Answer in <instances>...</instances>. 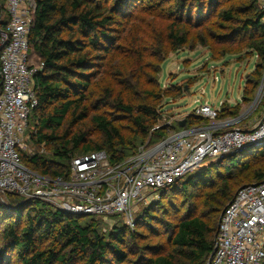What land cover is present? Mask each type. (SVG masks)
Segmentation results:
<instances>
[{"label": "trees", "instance_id": "1", "mask_svg": "<svg viewBox=\"0 0 264 264\" xmlns=\"http://www.w3.org/2000/svg\"><path fill=\"white\" fill-rule=\"evenodd\" d=\"M108 1L37 0L29 34L30 56L32 53L36 54L43 64L34 75L38 105L31 114L37 128L32 133V139L37 144L51 145L53 154L48 158L34 154L29 158L32 165L25 162L22 152L21 156L27 167L40 174L52 178H68L71 160L92 151H105L112 164L122 162L135 154L141 145L146 144L148 135L156 125L159 116L156 109L158 103L155 100L163 97L161 93L156 95L149 90L146 98L141 97L145 102L136 104L137 91L146 92L147 84H150L146 82L143 73L148 68L146 59L154 55L159 61H163L167 54L179 48L193 49L197 43L207 44L204 39L200 42L191 39L192 31L180 24L179 20H173L163 27L162 34L157 37V49L150 47L154 50H147L149 47L144 43L152 45L156 37L152 33L144 32L140 36V42L146 49L135 51V60L132 55L124 53L126 59L115 72L116 79L111 84L121 86L122 91L115 97L112 92L107 91L98 100V104L103 103L118 109L123 117L114 121L106 114L95 113L91 119L100 134L99 141H86L83 134L69 139L67 133L62 134L59 130L71 111L87 108L85 104L90 102V93L93 92L91 83L97 77L98 62L105 61V56L109 54L120 53V39L116 32L122 18L129 14L130 0ZM139 1L141 0H136L137 3ZM186 2L187 0H175L172 8L182 11L190 23L192 9ZM194 2L199 15L205 1ZM245 2L248 3L222 11L221 17L230 22L229 28L234 34L247 33L250 36L249 47L260 56V69L264 66V13L257 0ZM154 3L155 0H142L140 7L143 11H150L155 6ZM164 8L155 11V14L161 16L165 12ZM172 8L169 12L173 11ZM9 17L6 0L0 2V32L6 28ZM255 73L260 76L258 69ZM257 84L258 79L248 77L243 88V98H251ZM1 89L0 77V92ZM106 113L110 114L107 111ZM238 114V110L228 109L229 116L236 117ZM82 115L86 116V111ZM193 117L195 116L186 117L188 126L202 125L195 124ZM119 122H127L129 125ZM175 129L181 130L179 124ZM153 134L160 141L167 136V131L157 128ZM258 152L264 154V149ZM242 155L243 153L231 155L205 170L207 173L220 164L224 172L230 175V182L225 181L208 195L205 205L207 217H185L172 226V235L168 236L170 247L166 252L158 245H149V254L152 255L148 256L141 251L136 253L135 258H131L120 246L127 232H131L133 238L136 235L135 229H131L126 223L114 225L104 233L95 220L97 216L80 220L79 215L56 208L47 202L18 196L14 197L9 208L0 199V211L4 210L0 215V224H4L2 243L17 252L18 264H76L79 261H83V264H207L215 247L221 217L218 214H222L236 193L234 187L238 186V181L232 168L241 166L239 157ZM201 173L203 172L191 174L164 190L169 192L179 186L193 184ZM243 178L247 181L253 180V183L260 182L264 180V169L247 166ZM138 223L139 221L136 222Z\"/></svg>", "mask_w": 264, "mask_h": 264}, {"label": "built area", "instance_id": "2", "mask_svg": "<svg viewBox=\"0 0 264 264\" xmlns=\"http://www.w3.org/2000/svg\"><path fill=\"white\" fill-rule=\"evenodd\" d=\"M264 13V0H257ZM37 0H6L9 21L0 32V193L37 199L75 215L122 216L133 223L136 207L224 155L264 145V112L251 127H231L237 118L218 119L219 108L198 104L192 115L208 124L173 129L160 141L141 145L112 164L105 151L74 157L68 178H52L27 167L21 150L29 118L38 105L29 34ZM181 121V120H179ZM208 264H263L264 180L241 186L221 216Z\"/></svg>", "mask_w": 264, "mask_h": 264}, {"label": "rangeland", "instance_id": "3", "mask_svg": "<svg viewBox=\"0 0 264 264\" xmlns=\"http://www.w3.org/2000/svg\"><path fill=\"white\" fill-rule=\"evenodd\" d=\"M112 0H109L110 3ZM201 5V12L197 15V8L194 7V0H187V4L191 7V22H187V16L182 11H175L172 8L175 2L172 0H155V6L150 11L141 9L142 0L138 3L136 0H130L128 16L122 18L118 25L116 35L120 39V53L115 52L109 54L105 61H99L96 75L92 80L90 93V102L83 107L71 111L63 125L60 133L68 134L69 139L78 135L84 136L86 141H99L100 134L96 125L92 121V115L95 113L106 114L110 119H118L123 117V113L118 109L110 106L98 104V100L106 94L107 91L112 92L114 97L121 91V86H113L111 83L115 81V72L121 67L126 55L136 56L135 51L145 50L143 43L140 42V36L144 32L152 33L156 37L152 41V45L146 44L147 47L157 49V37L162 34L164 26L173 20H179L183 26L188 27L192 31V37L197 42L206 40L207 44L197 43L195 48L182 47L165 56L163 61H159L155 56L148 57L144 78L147 83L146 92L138 90L135 96L136 104L144 103L141 97L146 98L148 91L152 90L155 94L161 93L162 99L155 98L158 119L156 125L151 130L145 143L150 144L158 142L154 137V131L157 128L166 129L167 134L173 132L178 125L179 120L186 119L189 115L192 117V110L202 103H209L215 108H219V120L237 118L230 124L231 127L249 128L254 125L264 112V66L258 68L260 56L255 50L249 47L250 36L247 33L234 34L229 28L230 22L225 21L221 17V12L246 5V0H204ZM5 2V0H0ZM140 7V8H139ZM165 7V12L161 16L155 13ZM172 8V12L169 10ZM128 10V8H127ZM156 11V12H155ZM147 50H154L149 49ZM136 57H133L135 60ZM30 63L39 66L41 63L36 54L32 53ZM258 69L260 76L255 73ZM258 79L257 87L249 99L243 98V88L247 78ZM138 79V77L136 78ZM157 79V82H154ZM109 89V90H106ZM165 91H168L165 94ZM97 99V102H96ZM99 108L97 109V107ZM228 109L239 112L238 116H229ZM86 111V116L82 112ZM106 111L110 114H107ZM121 119V118H120ZM124 121V120H122ZM195 124L210 122L209 119L193 117ZM35 121L30 116L28 127L25 133L24 148L22 149L23 159L32 165L29 158L34 154L43 157H51L53 154L52 146L45 143L37 144L32 139V133L37 131L34 125ZM123 125H129L127 122H119ZM177 130V129H175ZM137 149V148H135ZM264 149V145L256 148L245 150L240 156L241 166L233 167L235 179L238 186L234 187V192L246 184L253 183V180H245L243 178L247 171V166L252 169H264V154L259 153ZM250 154V156H247ZM245 163H248L245 165ZM199 174L196 182L188 184L186 187L179 186L176 190L167 192L166 190L155 194L153 201L148 203H140L133 213V223L128 224L123 220L122 216L95 217L99 223V229L102 232L110 230L114 225H122L126 223L131 230L135 232V237H131V232L124 235L120 246L124 248L131 258H135L139 253H150L149 245H158L163 252L168 251V236L172 235V226L185 217L203 216L207 217V209L205 205L210 193L222 186L225 181L230 182L229 174L224 172L223 167L216 165L212 171ZM205 172V173H204ZM194 174V173H193ZM190 173L185 176L188 177ZM14 195L0 193V199L5 203V207L9 208L13 203ZM20 205V203H19ZM4 210L0 211V215ZM221 212L218 216L220 217ZM78 216V215H77ZM80 220H87L91 216L81 217ZM94 218V217H93ZM139 221L138 224L136 222ZM4 224H0V264H18L16 251L5 246L1 240V234ZM143 249V250H142ZM83 264V261L76 262ZM127 264V263H123Z\"/></svg>", "mask_w": 264, "mask_h": 264}, {"label": "water", "instance_id": "4", "mask_svg": "<svg viewBox=\"0 0 264 264\" xmlns=\"http://www.w3.org/2000/svg\"><path fill=\"white\" fill-rule=\"evenodd\" d=\"M178 124H179L180 127H185L186 124H187V121H186V119H183V120L179 121ZM233 155H234V154H233ZM229 156H231V155H224V156L221 157L220 160H222V159H224V158H227V157H229ZM222 214H223V212H222ZM222 214H221V216H222ZM220 219H221V217H220ZM219 222H220V221H219ZM212 254H213V253H212ZM210 258H211V257H210ZM207 264H208V263H207Z\"/></svg>", "mask_w": 264, "mask_h": 264}, {"label": "crops", "instance_id": "5", "mask_svg": "<svg viewBox=\"0 0 264 264\" xmlns=\"http://www.w3.org/2000/svg\"><path fill=\"white\" fill-rule=\"evenodd\" d=\"M217 108V107H216ZM218 109V108H217Z\"/></svg>", "mask_w": 264, "mask_h": 264}]
</instances>
